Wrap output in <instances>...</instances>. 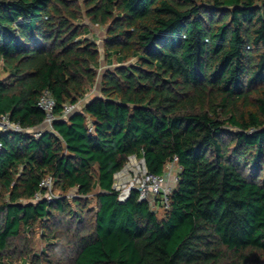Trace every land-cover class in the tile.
Instances as JSON below:
<instances>
[{"label":"trees","instance_id":"1","mask_svg":"<svg viewBox=\"0 0 264 264\" xmlns=\"http://www.w3.org/2000/svg\"><path fill=\"white\" fill-rule=\"evenodd\" d=\"M2 114L0 264H264V0H0ZM133 154L178 158L161 214L118 199Z\"/></svg>","mask_w":264,"mask_h":264},{"label":"built area","instance_id":"2","mask_svg":"<svg viewBox=\"0 0 264 264\" xmlns=\"http://www.w3.org/2000/svg\"><path fill=\"white\" fill-rule=\"evenodd\" d=\"M38 106L45 112V125L51 128L57 116L55 114L56 100L49 89L43 90L40 94ZM75 108L76 104L66 105L65 114ZM22 129L21 125L13 122L9 115H0V149L3 147V133ZM177 161L178 158L175 157L166 165L164 173L157 174L148 169L144 157L130 155L124 166L114 173L113 188L118 193V199L125 201L133 191H137L139 199L147 201L152 209L157 212L165 210L169 207L170 195L174 187L170 180L177 181V175L181 168ZM175 171L176 174H174ZM41 184L47 187L45 195L48 198L51 199L57 195L53 192L52 177L45 178ZM41 196L42 194L38 193L36 198H41Z\"/></svg>","mask_w":264,"mask_h":264},{"label":"rangeland","instance_id":"3","mask_svg":"<svg viewBox=\"0 0 264 264\" xmlns=\"http://www.w3.org/2000/svg\"><path fill=\"white\" fill-rule=\"evenodd\" d=\"M85 22H87V24L90 25V30L88 31L87 35L89 37H91L93 40H95L98 43L99 47L101 48V57H102L101 65H102V68H101L100 72L104 71L108 67H113L116 64V60H113L115 62L111 66H108L107 65V56H106L105 51H104V36H105L106 27L94 26L91 23H89L88 20H85ZM98 88H99V84L97 82V84L93 87V89L91 91L87 92L86 97L90 98L91 96L97 94L99 92ZM174 174H176V171L174 172ZM170 182L172 183V186L175 185V183H176V181H174L172 179L170 180ZM53 192H54V194L58 193L57 190H53ZM94 194L95 193L91 194V196H90L91 200H92V203L90 204L91 207L96 206V198L94 197ZM159 214H161V211H159ZM33 235L34 236H33V240H31L32 241L31 245L34 248L35 253L40 254L41 250L46 245V241H45L44 237L42 236V228L39 226H36L35 232ZM14 264H31V261H30V259H25L24 261H15Z\"/></svg>","mask_w":264,"mask_h":264},{"label":"crops","instance_id":"4","mask_svg":"<svg viewBox=\"0 0 264 264\" xmlns=\"http://www.w3.org/2000/svg\"><path fill=\"white\" fill-rule=\"evenodd\" d=\"M45 126V125H44Z\"/></svg>","mask_w":264,"mask_h":264}]
</instances>
